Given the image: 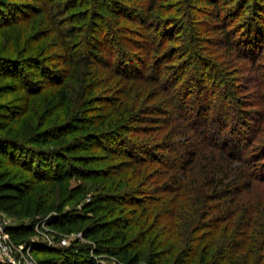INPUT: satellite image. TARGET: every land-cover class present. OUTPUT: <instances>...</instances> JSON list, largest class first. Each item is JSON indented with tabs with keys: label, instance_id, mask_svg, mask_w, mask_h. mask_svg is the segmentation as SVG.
Returning <instances> with one entry per match:
<instances>
[{
	"label": "rangeland",
	"instance_id": "1",
	"mask_svg": "<svg viewBox=\"0 0 264 264\" xmlns=\"http://www.w3.org/2000/svg\"><path fill=\"white\" fill-rule=\"evenodd\" d=\"M213 1L215 10L193 0H0V115H8L13 109L20 113L12 122L0 118V125H5L0 137L19 140L30 132H40L55 125H72L73 130L66 131L65 141L68 142L81 137L83 131L79 128L86 129L89 121L97 124L99 119L106 117L104 131L116 132L121 137L119 141H125L126 149L129 147L127 142L154 144L159 140L160 143L169 131L166 119H176L175 116L181 113L180 105L188 103H181L183 96L179 95H184L187 87L198 80L206 89L211 105L210 116L220 106L219 110L228 113L227 124L237 125L241 136L248 138L241 142L245 148L243 157L255 173L264 164V9H258L257 0ZM17 4L29 7V10L22 12L23 7L19 8ZM152 5L155 12L149 14L148 8ZM100 7L120 13L118 28H115L110 15H100ZM257 16L260 18L256 20ZM164 25H168L166 31L173 41L165 42L161 47L160 32ZM221 29L226 31L229 43H225L222 33H219ZM94 36L103 40L102 57L96 61L89 58L86 51L87 41ZM249 40H254L257 51L251 56L240 54L242 44ZM50 54H53L50 56L54 58L52 62L47 61ZM63 55L68 59V64H59L63 70L64 102L56 93L59 85L38 82L32 95H23L12 80L3 76L5 73L19 77L26 74L31 75L33 82L44 80L32 68L37 65L36 58H43L51 64L58 63ZM122 67L127 76L118 74ZM34 72L36 75L32 76ZM189 97L192 96L183 100ZM83 99L91 105L85 107L88 109L83 110ZM109 102L116 105L127 103L124 105L128 107L124 118L133 116L138 122L129 127L127 124L115 126L116 114L107 116ZM80 109L83 111L80 112V120H71ZM184 109L187 108H183V114L186 113ZM164 111L171 114L162 115ZM188 113L187 117H190ZM220 132L211 129L214 142L220 143L221 137L226 135ZM119 141L113 144V149L119 148ZM50 147L56 145L52 143L44 149ZM86 147L77 153L87 155L92 147ZM93 149L98 157L92 164L114 169L116 177L128 171L125 165L132 162L131 158L123 153L103 152L100 147ZM142 167L144 170L145 166ZM151 169L156 170L155 173L162 171L159 166ZM0 173L8 175L4 180L29 177L23 170L2 160ZM149 175H154L153 171ZM157 180V177L150 178L149 184L139 191H151ZM161 182L157 183L158 186ZM252 183L249 196L258 191L264 193V183L258 187ZM105 187L104 178L67 179L55 184L47 202L63 205V211L82 213L97 194L105 191ZM49 188L42 182L34 183V199H45ZM261 200L264 201V194ZM238 201L235 205L242 204ZM97 206L100 207L99 204ZM131 207L135 204L127 206L126 210H131ZM100 214L102 212L96 213ZM0 215L6 227L20 222L11 216ZM254 217L261 228H249L244 237L245 249L234 252L231 246L225 263L264 264V217ZM22 223H28V220H22ZM36 226L32 245L24 246V249L29 248L37 264L53 258L48 247H69L78 240L76 232L56 237L46 225L37 223ZM244 239L237 240L243 243ZM227 242L221 247H225ZM101 264L123 263L115 257H108Z\"/></svg>",
	"mask_w": 264,
	"mask_h": 264
},
{
	"label": "trees",
	"instance_id": "2",
	"mask_svg": "<svg viewBox=\"0 0 264 264\" xmlns=\"http://www.w3.org/2000/svg\"><path fill=\"white\" fill-rule=\"evenodd\" d=\"M193 1L216 9L213 0ZM257 4L258 9H264V0H257ZM17 5L23 7L22 12L29 10V7ZM100 8V15H110L115 28H118L120 13L114 9L108 12L104 7ZM154 12L152 5L148 13ZM211 16L217 18L216 15ZM259 18L257 16L256 20ZM160 22L159 26L162 20ZM167 26L164 25L160 32L161 47L165 42L173 41L166 31ZM219 33H222L225 43H229L226 31L221 29ZM87 44V56L94 61L99 60L102 57L103 40L94 36L89 38ZM241 47L240 54L251 56L257 51L254 40H249ZM52 55L47 61L52 62ZM59 58L58 63L51 64L43 58H36L37 65L32 68L44 80L33 82L31 75L26 74L19 77L14 73H5L3 76L12 80L23 95H32L33 87L39 85L38 82L59 85L56 93L60 101L64 102L63 70L59 64H68V59L65 55ZM124 70L122 67L118 74L127 76ZM35 72L32 76L36 75ZM187 88L189 90L179 96H183V99L192 97L186 101L182 99L181 103H188L180 105L181 113L175 116L176 119H166L169 131L163 135L160 143L155 137V145L127 142L129 147L126 149L125 141H119L121 137L116 132L104 131L107 127L106 117L99 119L97 124L89 121L86 129L79 128L83 131L81 137L68 142L65 141L66 131H72V125H55L40 132H30L19 140L0 137V160L18 167L29 176L24 180H4L8 175L0 173V213L20 221L17 225L5 228L13 243L31 246L36 224L43 222L56 237L76 232L85 241L82 244L76 240L75 245L69 247H48L53 258L43 264H101L108 257H115L123 264H194L197 261L199 264H227L229 248L233 246L234 252L242 250L246 231L262 226L254 216L264 217V201L261 200L264 193L258 191L249 196L248 192L252 182H256L252 183L256 187L264 183V164L252 173L249 161L243 157L245 148L241 145L242 140L248 138L241 136L237 125L232 122L227 124L228 113L219 110L220 106L210 116L211 105L201 82L195 80ZM87 103L83 99V110L91 106ZM114 103H108L110 111L107 116L116 114L115 126L127 124L129 127L138 122L133 116L124 118L126 108L128 110L124 105L127 103ZM184 107L187 108L184 109L185 114L182 113ZM17 111L13 109L8 115H0V118L15 121L20 115ZM81 111H76V116L71 120H80ZM187 112L190 117H187ZM170 114L166 111L162 113ZM108 124L112 126L111 121ZM4 128L5 125H0V131ZM211 129L221 131L220 134L226 133L220 143L213 141L215 137ZM118 141L119 148L113 149V144ZM52 143L56 147L44 149ZM84 145L92 148L83 156L77 152L87 149ZM97 147L103 152L123 153L131 158L132 162L125 165L128 171L116 177L114 169L92 164L98 157L93 149ZM142 166H145L144 170ZM153 166L161 167L162 171L155 173L156 170L151 169ZM152 171L154 175H149ZM152 177L158 180L151 191H139L149 184ZM72 178H104L107 184L105 191L97 194L82 213L63 211V205L47 202L55 184ZM159 181L163 182L158 186ZM37 182L50 187L42 201L33 197L34 183ZM243 194H248V197H242ZM237 199L242 202L241 205H235ZM134 204L135 207L126 210L127 206ZM97 212L102 214L96 215ZM22 220H28V223H22ZM238 238H243V243H239ZM226 241L228 246L222 248L221 244Z\"/></svg>",
	"mask_w": 264,
	"mask_h": 264
},
{
	"label": "built area",
	"instance_id": "3",
	"mask_svg": "<svg viewBox=\"0 0 264 264\" xmlns=\"http://www.w3.org/2000/svg\"><path fill=\"white\" fill-rule=\"evenodd\" d=\"M40 225L44 226L45 224L41 222ZM5 228L6 225L0 215V263L9 262L13 264H37L31 256L29 248L24 249L23 245L14 244L6 234ZM36 228H38V226L35 227V230ZM77 238L79 241L85 242L81 234H77ZM61 243L65 245L63 241H61ZM51 245L52 244L49 243V246Z\"/></svg>",
	"mask_w": 264,
	"mask_h": 264
}]
</instances>
